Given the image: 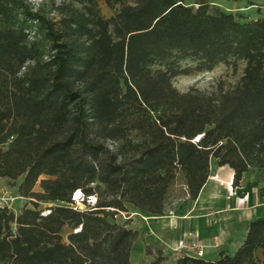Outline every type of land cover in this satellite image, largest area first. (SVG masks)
Masks as SVG:
<instances>
[{
	"label": "trees",
	"instance_id": "1",
	"mask_svg": "<svg viewBox=\"0 0 264 264\" xmlns=\"http://www.w3.org/2000/svg\"><path fill=\"white\" fill-rule=\"evenodd\" d=\"M30 1L0 0V178H23L19 196L35 206L0 205V264H131L140 234L119 213L162 217L179 177L195 201L213 160L237 188L264 171V19L209 0H103L119 7L105 19L99 0H60L73 6L55 20ZM184 60L244 69L227 90L182 94ZM39 202L57 206L46 215ZM259 252L264 218L235 254L173 264H264ZM146 264L169 262L158 250Z\"/></svg>",
	"mask_w": 264,
	"mask_h": 264
},
{
	"label": "crops",
	"instance_id": "2",
	"mask_svg": "<svg viewBox=\"0 0 264 264\" xmlns=\"http://www.w3.org/2000/svg\"><path fill=\"white\" fill-rule=\"evenodd\" d=\"M211 169L199 197L193 202L185 198L170 209L172 215L153 217L130 209L128 228L140 234L132 246L131 264L153 261L158 250L173 264L183 255L202 252L204 260L214 261L223 252L233 255L240 249L250 224L264 218V171L246 173L237 188L233 186L234 170L218 167L215 160ZM181 242L186 248L178 251ZM194 242L197 248L193 249ZM148 248L153 249L150 255ZM259 258L264 260L262 252Z\"/></svg>",
	"mask_w": 264,
	"mask_h": 264
},
{
	"label": "rangeland",
	"instance_id": "3",
	"mask_svg": "<svg viewBox=\"0 0 264 264\" xmlns=\"http://www.w3.org/2000/svg\"><path fill=\"white\" fill-rule=\"evenodd\" d=\"M213 9H220L226 13L236 16L241 21H250L256 19H264V0H209ZM31 4L34 9L43 8L50 18L58 20L60 18V11L66 5H72L71 1L56 0L53 3L51 0H31ZM101 14L105 19H110L114 16L119 7L109 8L103 0H99ZM187 4L190 6H196L195 0H188ZM73 6V5H72ZM181 69L185 70L186 75H180L174 78V88L180 93L186 94L190 90H196L203 93L217 92L221 87L227 90L235 86L243 73L244 65L239 64L236 69L233 66L226 64H220L219 67L213 70L200 71L198 63L191 60H184L181 62ZM212 173V169H211ZM23 181V178L17 181H10L8 179L0 178V205L7 206L16 214H20L23 209H35L33 202L29 199L19 196L18 190ZM35 192H42L40 185H37ZM186 187L183 186V180L179 177L173 186L171 196L169 198V209L167 215H170V209L174 206H178L183 202L186 196ZM82 200H77L76 207L85 210V206ZM37 210L43 214L49 212L51 208L57 206L56 203H36ZM119 222L123 221L122 218H117Z\"/></svg>",
	"mask_w": 264,
	"mask_h": 264
},
{
	"label": "built area",
	"instance_id": "4",
	"mask_svg": "<svg viewBox=\"0 0 264 264\" xmlns=\"http://www.w3.org/2000/svg\"><path fill=\"white\" fill-rule=\"evenodd\" d=\"M75 200H76V202H77V200L78 199H76V198H74ZM82 200V199H81ZM88 202H91L92 203V205H94L95 204V202H96V198L95 197H90L89 198V200H88ZM170 215H172V212H170ZM119 216H121L123 219H125L126 220V222H128L129 220H131L130 218H131V215H129L128 213H119V215L117 216V217H119ZM191 247L194 249V248H197V244L194 242V243H192V245H191ZM184 248H186V246L184 245V243H180L179 244V246H178V251H181V250H183ZM203 255V253L202 252H200L199 253V256L201 257Z\"/></svg>",
	"mask_w": 264,
	"mask_h": 264
},
{
	"label": "bare ground",
	"instance_id": "5",
	"mask_svg": "<svg viewBox=\"0 0 264 264\" xmlns=\"http://www.w3.org/2000/svg\"><path fill=\"white\" fill-rule=\"evenodd\" d=\"M81 196H82L81 191H78V192L76 193L75 198L78 199V198H80ZM49 213H50V212H46L45 214L47 215V214H49Z\"/></svg>",
	"mask_w": 264,
	"mask_h": 264
},
{
	"label": "water",
	"instance_id": "6",
	"mask_svg": "<svg viewBox=\"0 0 264 264\" xmlns=\"http://www.w3.org/2000/svg\"><path fill=\"white\" fill-rule=\"evenodd\" d=\"M197 141H199V138L198 139H196ZM82 194V193H81Z\"/></svg>",
	"mask_w": 264,
	"mask_h": 264
}]
</instances>
